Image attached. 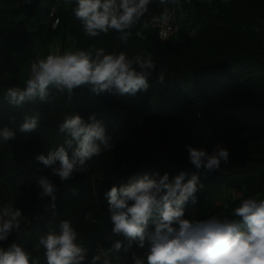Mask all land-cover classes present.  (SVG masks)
I'll return each instance as SVG.
<instances>
[{
	"label": "trees",
	"instance_id": "trees-1",
	"mask_svg": "<svg viewBox=\"0 0 264 264\" xmlns=\"http://www.w3.org/2000/svg\"><path fill=\"white\" fill-rule=\"evenodd\" d=\"M40 1L46 13L58 0H31L30 4L0 0V128L18 129L26 115L40 113L35 131L0 140V201L22 209L24 215L20 232L0 246L15 241L46 264L38 240L48 231L50 198L39 199L36 179L47 175L58 186L53 226L60 220L73 222L89 248L90 264L91 255L111 246L107 238L112 224L104 193L113 185L126 184L135 174L195 171L188 161V144L211 153L219 143L230 155L219 170L200 173L203 187L196 193L198 202L189 203L186 218L230 219L242 199L264 198V0H178V6H170L176 31L165 41L150 22L163 7L153 0L134 29L143 32L144 39L132 36L127 43L114 31L87 36L68 6L59 18L71 34L74 50L95 46L106 53L123 50L130 56H151L157 72L149 78V89L135 96H97L80 87L72 101L53 89L56 98L51 103L37 99L13 106L6 93L9 87L23 86L34 60L28 49L40 29L30 28V19ZM160 72L165 76L163 84L158 82ZM76 113L86 121L92 114L102 120L113 149L94 156L83 172L61 182L35 157L63 142L59 124ZM12 117L15 124L10 122ZM223 195L221 203H213ZM205 200L210 203L201 204ZM131 251L143 255L146 249L134 245ZM131 251L127 257L118 254L113 264H133Z\"/></svg>",
	"mask_w": 264,
	"mask_h": 264
},
{
	"label": "clouds",
	"instance_id": "clouds-1",
	"mask_svg": "<svg viewBox=\"0 0 264 264\" xmlns=\"http://www.w3.org/2000/svg\"><path fill=\"white\" fill-rule=\"evenodd\" d=\"M30 4L31 0H25ZM80 22L84 33L97 37L114 31L127 43L136 36L144 39L143 32L134 31L150 11L153 0H64ZM163 6L159 21L172 18L170 6H178V0H158ZM74 5V6H73ZM53 17L55 30L61 21ZM157 72L156 61L151 56L129 55L126 51L106 53L93 46L89 50H67L49 53L32 60L22 87H9L6 99L10 105L19 106L39 99L44 103L55 100L56 94H66L73 100L74 91L80 87L99 96L132 95L147 92L149 78ZM163 72L158 82L163 84ZM15 124V117L10 121ZM40 122V113L26 115L18 129L0 128V140L16 138L17 132L29 134ZM64 134L63 142L47 154L41 153L36 161L50 169L52 177L61 182L72 180L83 172L86 162L103 152L112 151V138L107 135L102 120L95 114L86 121L76 113L59 124ZM188 161L195 171H179L176 175L158 171L135 174L126 184L113 185L104 193L108 201L111 246L91 255L90 264H113L125 257L134 245L143 255L131 251L133 264H264V198L247 197L234 208L232 218L191 220L186 218L189 203L195 205L196 193L203 187L200 173L219 170L221 162L228 163L229 150L216 144L211 153L191 144L185 146ZM71 152V154H70ZM39 199L50 198L46 209L48 231L39 236L38 245L44 249L46 264H88L89 248L83 243L78 230L70 220H56L58 186L47 175L37 176ZM76 194V189H72ZM22 209L14 205L0 207V242H7L13 233H19ZM115 237L116 239H112ZM0 264H40L39 257L15 241L0 246Z\"/></svg>",
	"mask_w": 264,
	"mask_h": 264
},
{
	"label": "rangeland",
	"instance_id": "rangeland-1",
	"mask_svg": "<svg viewBox=\"0 0 264 264\" xmlns=\"http://www.w3.org/2000/svg\"><path fill=\"white\" fill-rule=\"evenodd\" d=\"M56 15L63 18L68 5L64 3V0H58L56 3ZM53 6V5H52ZM44 5L40 1L36 5V10L30 19V28H39L40 33L31 42L28 54L29 56L36 58H42L51 53H62L63 51L73 50L74 43L72 41L71 34L66 26L59 25L55 30L51 27V23H45L44 18ZM225 195L221 196L219 201L213 200V203L219 204ZM209 200L203 201L201 204H209ZM211 205H208V207ZM209 209V208H207Z\"/></svg>",
	"mask_w": 264,
	"mask_h": 264
},
{
	"label": "built area",
	"instance_id": "built-area-1",
	"mask_svg": "<svg viewBox=\"0 0 264 264\" xmlns=\"http://www.w3.org/2000/svg\"><path fill=\"white\" fill-rule=\"evenodd\" d=\"M50 12L54 13V16L56 15V5L51 6L45 13V23H52L53 17L50 16ZM160 16V15H159ZM159 16H155L151 19V24L154 25L157 28L158 37L161 41L167 40L171 35L174 34L176 31V24L173 20V12H172V18L167 22L159 21ZM59 17V16H58ZM233 196L237 197L239 196L238 192H233ZM5 205L2 204L0 201V207H3Z\"/></svg>",
	"mask_w": 264,
	"mask_h": 264
}]
</instances>
